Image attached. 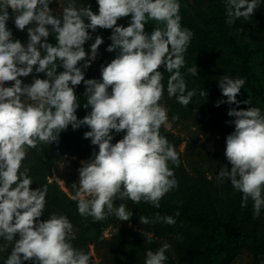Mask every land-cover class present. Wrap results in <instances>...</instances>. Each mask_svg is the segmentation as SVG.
Segmentation results:
<instances>
[{
	"label": "clouds",
	"instance_id": "clouds-1",
	"mask_svg": "<svg viewBox=\"0 0 264 264\" xmlns=\"http://www.w3.org/2000/svg\"><path fill=\"white\" fill-rule=\"evenodd\" d=\"M53 2L0 0V252L11 244L4 264H90V256L73 247L75 232L66 216L39 219L45 213L48 189H32L27 170H21L29 148L38 142H57L69 125L74 130L87 126L90 131L84 137L98 146V152L79 169L78 212L97 221L113 213L128 221L133 213L123 204L114 208L115 199L144 200L159 208L160 200L178 185L169 167V163L179 165L178 154L159 132L161 126H171L168 110L160 103L165 91L161 66L170 74L169 98L174 96L186 107L196 95L195 90H187L180 71L193 37L181 25L180 0H96V12L88 3L77 7L76 0H65L61 16L53 14L49 7ZM224 2L226 23L232 24L240 18L248 20L264 0ZM9 8L15 27L23 31L27 26L26 42L13 38ZM129 16L128 26L117 23ZM149 21L163 27L148 32ZM98 28L112 30L106 50L116 56L101 67L100 79H85V70L104 41L97 36L89 51L84 45ZM53 34L55 44L48 42ZM58 67L63 71L57 72ZM34 72L45 78L33 76L31 83H24L21 78ZM188 72L198 75L197 67ZM6 82L13 83L6 86ZM82 82L84 107L91 111L78 119L81 103L75 87ZM244 84V78L227 75L218 81L227 99L216 106L236 105L227 113L235 118L225 148L231 169L222 168L218 178H227L243 194L242 207L252 200L255 218L264 209V114L253 106L237 110L240 104L250 105V100L237 99ZM113 132L125 134L112 143ZM156 219L169 225L176 222L172 216ZM140 222L150 221L141 217ZM170 247L164 243L156 251L148 250L145 264H166Z\"/></svg>",
	"mask_w": 264,
	"mask_h": 264
},
{
	"label": "trees",
	"instance_id": "trees-1",
	"mask_svg": "<svg viewBox=\"0 0 264 264\" xmlns=\"http://www.w3.org/2000/svg\"><path fill=\"white\" fill-rule=\"evenodd\" d=\"M56 1L63 3L61 9L52 6ZM53 3L49 5L54 9L53 14L61 16L66 7L65 0H54ZM87 3L93 12L97 11L96 0H76L77 7L86 6ZM8 10L13 15L8 21L13 38L26 42L27 26L23 31L18 30L14 24L13 10ZM180 15L182 27L193 33L184 53L185 65L180 71L187 90H195L196 95L186 107L179 104L174 96L169 98L166 87L170 74L164 72L161 66L159 70L164 75L165 91L160 103L168 107L170 115L180 120L190 119L201 135L214 136L216 146L226 148V137L234 131L231 122L235 119L227 113L236 105L221 103L216 106L218 101L227 99L218 85L223 76L245 79L237 99L250 100V105L240 104L237 110L253 106L259 107L264 114V3L248 20L240 18L232 24L226 23L224 0H180ZM129 21L130 16L120 18L117 23L128 26ZM157 26L163 27L149 21L145 30L151 32ZM111 31L98 28L96 32H91L92 39L85 43V49L90 50L95 38L100 36L104 42L99 49L114 59L116 52L106 50L111 44ZM48 42L56 43L54 34L49 36ZM193 67H197V76L188 72ZM59 71H63V68L58 67ZM33 76L45 78L43 73L34 72L28 77L29 83ZM100 76L101 73L85 79H100ZM204 90L207 96L200 95ZM84 93L85 85L82 82L75 87V94L81 103L76 112L78 119H83L91 111L90 107H84L87 99ZM87 131H90L87 126L74 130L69 125L59 134L57 142H38L35 148L27 150L21 170H27L33 182L30 186L32 189L45 186L48 189L45 213L39 219L45 220L51 214L66 216L75 232L73 247L88 255L89 246L94 247L99 262L94 263L90 258V264H145L146 252L156 251L164 243L171 246L166 252V264H236L243 255L250 260L249 264H264V209L259 217L254 218L252 200L249 199L242 207L243 194L235 190L227 178L211 180L203 173L190 178L180 160L178 166L169 163L178 185L160 200L159 208L144 200L134 202L128 198H117L114 208L123 204L127 211L133 213L128 221H121L114 213L99 221L91 216H81L77 209L78 200L69 199L55 184L47 183L46 178L59 158L71 155L86 162L98 152V146L92 145L90 138L84 137ZM159 132L177 152L181 140H177L163 126ZM124 134L113 132L112 143L118 142ZM221 167H227L230 171L231 165L226 158ZM177 211L179 216L175 215ZM157 216H172L176 222L169 225L158 221ZM141 217L148 218L150 222L141 223ZM127 225L138 231L128 229ZM110 227L117 229L116 234L109 240L104 239L103 233ZM15 239H19V234ZM10 252L11 244L7 250L0 252V264H4ZM24 264H31V261Z\"/></svg>",
	"mask_w": 264,
	"mask_h": 264
},
{
	"label": "rangeland",
	"instance_id": "rangeland-1",
	"mask_svg": "<svg viewBox=\"0 0 264 264\" xmlns=\"http://www.w3.org/2000/svg\"><path fill=\"white\" fill-rule=\"evenodd\" d=\"M63 3L56 1L52 6L61 9ZM89 51V50H86ZM113 57L104 50H98L96 59L85 70V78L96 76L101 73V67L110 63ZM83 63V62H81ZM29 77V76H28ZM28 77H22L24 83L28 82ZM13 82H6V86H10ZM31 103V101H29ZM167 108V106H164ZM168 110V123L170 127L163 126L168 132L174 135L177 140H181L180 145L176 148L179 160L181 161L187 175L192 178L197 173H203L207 179L218 178L220 170H222L225 157V147L216 146L214 136L201 135L199 129L194 126L190 119H173ZM196 141V142H195ZM83 160H79L76 156L66 155L59 158L55 162L52 169L49 170L46 178L47 183L55 184L58 189L63 192L69 199L78 200V182L79 169L82 167ZM73 185H77L73 187ZM83 198V194L81 197ZM128 229L136 231L133 226L127 225ZM116 228H108L103 233V238L109 240L116 234ZM138 231V230H137ZM89 256L91 261L98 263L97 253L92 245L89 246ZM249 264L250 260L245 256H241L236 264Z\"/></svg>",
	"mask_w": 264,
	"mask_h": 264
}]
</instances>
